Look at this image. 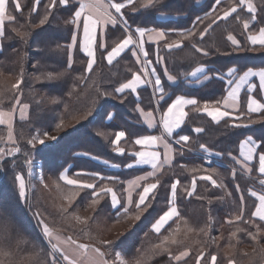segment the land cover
Here are the masks:
<instances>
[{
    "label": "trees",
    "instance_id": "obj_1",
    "mask_svg": "<svg viewBox=\"0 0 264 264\" xmlns=\"http://www.w3.org/2000/svg\"><path fill=\"white\" fill-rule=\"evenodd\" d=\"M19 1L22 7L14 15L15 20L5 23L4 30L7 38L1 40L0 51V73L3 74L0 76V86L8 88L15 83L21 71L24 74L21 84V102L29 105V118L26 122L14 124V137L17 140V145L21 146L19 140L23 139L20 137V133L23 132L22 128L35 131L38 135H42L45 131L52 135H58L59 138L53 144H45L30 151L40 161L39 168L42 178L48 185L47 188L42 185L43 192L48 194L57 211H60V205L67 207V204L62 200V195L66 194L70 187L59 182L61 190L58 191L53 181L58 180L60 172L69 164H72V169H87L91 172H102L100 170H103V172L112 173L117 179L115 190L123 197L124 182L135 171L123 169L131 161V157L116 155L111 141L117 130H124L132 139L141 134L143 127L135 125L139 120L137 115L131 112L134 104L132 95L125 93L117 96L114 90L121 83L129 80L132 69L135 67L132 58L127 55L112 66H106L102 60H98L94 70L88 75L85 71L86 60L75 49L73 62L68 68L67 45L72 34V27L66 21L70 19L74 6L57 7L45 25L35 28L37 20L43 16L42 12L41 15L30 12L33 0ZM233 2L238 3V0H233ZM253 2L257 7L258 14L256 26L251 29L255 31L264 24V2L262 0H253ZM214 3L215 0H157L154 6L142 8L137 0L134 5L135 11H133V6L122 11L125 13V18L131 29L142 27L173 30L168 34L166 41L170 42L169 36L176 40L179 39L177 33L192 30L197 17L203 21L197 25V31L202 30L210 23L208 19H205V14L210 12ZM227 6H229L228 0H223L219 7ZM237 14L242 19L250 16L249 13L239 8L237 13H234L227 21L221 20L214 24L203 39L199 35H195L190 39L183 40L180 49L171 51L165 49L166 42L160 44V54L164 58V65L168 72L181 81L195 66L202 64L213 66L219 71L235 67L238 70L237 76L248 68H264V50H234V46L227 39V36L232 34L243 48L252 47L248 44V33L244 32L242 21L238 22L235 19ZM163 16L172 18L161 20L160 17ZM21 25L24 26L22 31L30 33L25 40H22L13 31V28H20ZM193 43L207 51L209 55L204 56L202 53H197L192 47ZM256 47L259 48V46ZM57 74L62 75L58 79L47 78L48 75L55 77ZM11 79H14L13 83H10ZM221 87L220 83L212 80L205 88L189 89L187 94L193 95L200 102V106L204 103L216 104L215 102L220 101L223 96ZM181 90V86L170 90L171 95L167 101L176 93L182 92ZM105 91L113 93V95H102ZM53 99L57 102L53 103ZM243 99L242 97L241 107L244 105ZM192 108L187 109L188 116L178 132L190 136L188 143L190 151L177 149L172 167H166L159 174L161 186L158 188L156 198L143 213L140 221H136L134 224L129 221L114 225L115 212L110 208L108 197L101 200L94 211L88 207V202L91 199L90 194L84 192L77 197L68 212L78 214L82 218L91 217V219L85 224L83 231L77 232L60 228L59 232L65 236L71 235L73 239L78 238L80 243H93L91 239L85 238V232H89L97 238H101L102 233L120 232L110 239L115 241V250L120 251L127 261H134L143 255V264H175L174 261L169 260L167 253H160L158 249L153 250L152 246L159 243L163 235H167L169 231L175 229L177 223L183 226L186 220L190 226L199 229L208 224L209 216H211L212 223L211 228L208 229V237L192 233L183 245L173 246L172 253L178 254L179 251L187 247L191 250L190 255L186 258L187 264H196L198 249L202 247L205 256L217 255L218 264H227L228 258H233L236 264H262L260 248L264 247V233L258 238L259 244L254 243L245 231L238 232L237 238L231 239L230 233L236 227L251 232H255L256 228L251 224H244L242 221H237L233 225L226 221L238 214L241 195L244 197V218L254 219L251 217V212L255 209L256 200L255 197L249 195V190H255L258 193L264 191V186L259 183L260 177L257 171L244 174L233 159V157L240 159L239 143L245 137L251 136L258 143H264V114L256 113L242 117L240 124L247 126L235 127L231 124L230 119H224L219 124L213 123L204 115L193 111ZM89 109H92V115L86 119L83 118ZM241 111L244 110L240 109ZM112 113L114 116L109 120L107 117ZM61 120H64L68 127L62 132L56 133L55 126ZM250 120L255 122L249 123ZM196 127H202L204 131L195 134L193 128ZM0 130L3 131L2 128ZM98 132L103 135H97ZM25 139H29V137H25ZM23 141L24 149L29 151L31 148H28L27 141ZM200 144H204L211 154L202 150ZM181 152H183L182 155ZM83 153L89 155H83ZM198 154L210 156L222 163L223 166L207 165ZM93 156L118 165L120 169L117 171L104 169L97 160L92 159ZM24 158L23 155H18L5 156L2 160L0 159V206L14 198L12 191L9 193L5 181L13 176L15 182V175L21 170H26ZM17 161L18 163H15ZM253 163L257 164V161ZM234 167L236 168L235 177L232 175ZM193 168H199L200 171H189ZM206 168L211 170L207 174L222 182L223 187H213L209 181L197 179L195 192L191 197H188L186 191L181 189L191 188L193 176L198 177L205 174L203 170ZM176 180L180 181L176 203L181 218L175 223L171 221L158 236L151 231V225L168 207L170 185ZM14 182V189L17 191L18 187L16 188L17 185ZM25 183V210L23 208L25 218L21 215L10 217L9 212L12 209L16 210L14 205L13 208L11 205L0 207V250L15 251L23 258L27 257L28 253L24 249V243H33L36 251L47 250L48 247L37 218L29 206L32 203L31 198L33 200L37 198V193L35 189L31 188V185H28V180H25ZM237 185L241 189L240 192L236 191ZM18 194L19 189L17 196L19 209H21ZM5 208L8 209V214L4 217ZM132 210H135L134 207ZM66 220L68 223L70 222V218ZM25 223L29 224L28 230H24ZM257 223L263 222L257 221ZM5 225L8 229L7 232L4 230ZM75 225L76 222L72 219L70 226ZM213 237L221 238L213 243ZM179 238L183 239V236ZM197 240L201 243H194ZM229 242L236 245L235 249L227 248ZM10 257L12 256L3 259L7 260ZM40 258L46 264L44 252H41ZM201 264H208V260L202 261Z\"/></svg>",
    "mask_w": 264,
    "mask_h": 264
},
{
    "label": "snow or ice",
    "instance_id": "obj_2",
    "mask_svg": "<svg viewBox=\"0 0 264 264\" xmlns=\"http://www.w3.org/2000/svg\"><path fill=\"white\" fill-rule=\"evenodd\" d=\"M15 3V9L17 12L21 10L22 5L18 0H12ZM137 0H48L44 5L45 13L42 18L39 20V25H44L48 22L49 17L52 15L53 10L57 7H73L74 11L66 23H70L76 27L77 30L82 28V37L77 33H73L72 42L69 45V67H71L72 61V49L78 47L79 51L87 57V66L85 71L91 72L94 69V65L97 63V52H100V55L103 59L107 61L109 65L113 63L126 49L132 51V55L136 57L137 64H141L139 72L134 71L132 73L131 79L126 82L121 83L118 87L115 88L114 93L117 96H121L130 91L132 94H136L138 88L142 85H149L153 88L154 93L159 94V99L162 101L165 98V89L162 86L161 77L157 75L155 69L148 71V68L151 66V60L148 59V52L144 48V37L148 35L150 40H153L157 44L159 41H163L168 36V33L164 31H158L156 29L142 28L137 27L134 31L130 28L128 21L125 18V13L123 9L133 6V11H135V3ZM157 0H139L140 7L148 8L154 6ZM223 0H215L214 5L210 12L205 14V19H208V23L202 30L197 31V25L203 23L201 18L197 17V20L194 22V27L192 30H186L184 32L177 33L179 39L171 40L166 42L164 47L171 51L173 49H180L182 47V41L190 39L195 35H199L201 39L205 37L208 31L212 28L214 24H217L218 21H227L234 13H237V9L240 8L250 14L249 18L242 19V17L237 14L235 19L238 22L242 21V26L244 32L248 33L247 41L252 46L250 48H243L239 41L232 35L229 34L227 39L234 46V50L239 51H257L264 50V24L260 26L257 30L252 31L256 26L258 20L257 7L254 4L253 0H238V3L233 2V0H228L227 7H219L222 4ZM264 2V0H262ZM41 3V0H34V3L31 6L30 12L36 13L37 6ZM15 20V17L8 11L6 6V0H0V40H3L6 37L4 26L5 22H11ZM111 25L113 28L119 26L123 29L125 35L111 48L110 51H107L106 55L102 51L105 49V28ZM31 26V25H30ZM24 26L21 25L20 28H13V31L19 36L22 40H25L30 34L27 31H22L21 29ZM99 30V37L97 35ZM134 46V47H133ZM256 46H259L257 48ZM192 47L197 53H202L204 56L209 55L207 51L202 49L193 43ZM135 49H138L137 52ZM143 54L145 57L142 62L139 59V55ZM157 63H163L164 58L160 56L159 51L156 53ZM238 70L236 68H229L227 75L235 77ZM140 73L144 75L141 76ZM3 74L0 73V76ZM23 71L16 78L15 83L11 84L10 87L4 88L0 87V105H3L5 99H11L14 101L11 108L8 110L0 107V125H5L7 127V138L4 139L5 144L12 145V147L0 148V159H3L5 156H15L21 151L17 146V140L13 134V118L14 114L19 107L21 119H27L26 109L28 105L21 103V84L23 83ZM62 74H57L55 77L48 75V79H58ZM164 75L167 77L169 82H175V77L171 75L167 69H165ZM190 77L199 79L200 76H203L204 79H207L205 74L204 67H196L194 70L188 73ZM252 78L258 79V88L261 94H264V68L259 70H253L248 68L243 72L242 75L238 76V79L229 80L227 83L229 85V90L227 95L223 97L222 101H216V104H221L224 110H221L219 107H212L209 103H204L203 106H200V102L197 99L186 98L183 95H177L175 99L172 100L170 104H167L166 109H156L155 112L159 114V124L162 127V132L160 135H143L134 140V145L139 146L138 150L131 151L129 154L135 157L133 163H129L126 166L132 168L134 166L147 165L151 168L150 172H147L145 175L136 177L134 180L128 181L127 186L123 188L124 196L122 197L115 190V183L117 182L116 177L114 176H102L99 173L95 172H76L72 178L69 177L68 170L65 169L60 173L58 180L53 181V184L58 191L61 190L60 183L63 182L64 185L71 186L66 194L62 195V200L67 204V207L60 205V211L65 215V219H74L77 224H86L89 218H82L78 214L69 213V208L72 207L73 203L81 195V193L88 192L91 196L90 201L88 202V207H91L94 211L96 206L100 204L101 200H104L106 197H110L111 207L115 210V216L113 219V224H120L122 222L131 221L133 224L136 221L141 220V216L147 209L151 206L152 201L156 198V193L158 188L161 186L159 179V174H161L164 169L171 168L174 160L175 153L177 149L173 147V143L181 144V148L187 147L190 136L185 134H179L176 132L177 129H180L181 126L185 123L188 112L185 109L188 106H193L192 110L196 112H203L214 123L219 124L226 116H229L230 113L227 109L231 108L233 111H238L241 105L240 91L242 88L247 86V112L251 113H261L264 114V102H258V100L252 95L256 90L257 85L251 82ZM39 79V77H37ZM99 91V90H98ZM7 92L13 93L12 96H6ZM104 96H111L113 93L103 92ZM53 103L57 101L53 99ZM159 103V101H157ZM136 111L140 113L141 118L144 123L148 126L149 129H154L157 126V121L155 119V114L153 111L145 112L139 105L136 108ZM92 115V109H89L83 116L87 118ZM109 120L112 119L111 114L107 117ZM75 119V118H74ZM255 121H249V123H254ZM235 127L247 126L235 124ZM68 124L64 120H61L56 124L54 131L56 133L62 132ZM193 131L197 134L204 131L202 127H196ZM177 135V139L173 142L171 138L173 134ZM97 135H103V133L98 132ZM125 137L124 131H119L115 133V139L111 143L115 146L114 151L117 154L123 155L125 153V148L119 146V142ZM58 135H52L49 132L45 131L42 135L31 136L28 139L27 143L32 148H35L37 144L45 145L46 141H56ZM163 149V152L160 149ZM200 148L205 152H209V149L204 145L200 144ZM183 152H181V155ZM30 155V154H26ZM83 155H89L88 153H83ZM239 155L240 159L233 157L235 164L240 167L244 174H251L254 170L259 173V183L264 186V143H257V141L249 136L248 138L240 141L239 143ZM92 159H96L95 156ZM258 159V166L254 164L253 161ZM33 161L32 159H27L25 164L31 168ZM105 164L108 161H104ZM112 167H117L118 165H111ZM183 167V165H181ZM191 172H199V168L190 169ZM210 169H204L205 174H201L198 177L193 176L191 181V188H182V191H186L187 196L191 197L196 189L197 179L203 181H209L213 187H223L222 182L217 181L213 178L212 175L207 174ZM236 168L232 169V175L235 177ZM31 175V172H29ZM15 182L19 189L20 199L26 198V183L24 177L17 173L15 175ZM41 184L44 187H48L47 184L41 180ZM179 180L172 182L170 185L171 194L168 198V207L163 214L159 215L158 219L151 225V231L156 233L158 236L161 235L162 229H165L166 225H169V222H176L181 218V214L177 207V191ZM237 192H240L241 189L239 185L236 188ZM249 195L255 197L257 201L255 205V210L251 212L252 220L244 218V197H240V208L238 214H235L231 219L227 220L226 223L233 225L237 221H242L244 224H251L256 228L255 232H251L247 229L241 227H236L234 231L230 233L231 239L237 238V233L241 231L247 232V235L253 240L254 243L259 244V237L264 233V191L256 192L255 190H249ZM138 197V198H137ZM134 207V211L132 210ZM40 227L42 229V235L47 242V250L40 249L39 251H34L29 254V256L22 258L21 261H13L11 259H0V264H45V261L40 259L41 252H44L46 257V264H143V255L136 258L134 261H127L125 256L122 255L120 251H116L114 248L115 241L110 239L97 238L92 236L89 232H85L84 236L86 239H91L93 243H80L79 239H73L69 235L66 239L61 238L57 233L61 229H56L49 226L45 221L40 220ZM212 217L209 216L208 224L205 227L199 229L194 228L188 224L185 220L183 226L179 223L176 224L175 229H172L168 232L167 235H163L160 239V242L154 244L153 250L158 249L160 253H167L169 260L174 261L175 264H187L186 258L190 255V249L185 247L182 251H179L178 254H173L171 248L173 246L183 245L184 242L189 238V235L195 233L197 236L203 234L205 237H208L209 231L211 228ZM131 227V225H130ZM5 232L8 231L7 226L5 225ZM123 235V233H121ZM183 236V239L179 237ZM221 237H213L212 242L215 243L217 239ZM239 242V241H238ZM19 245V241L17 242ZM194 243L200 244L199 240ZM236 245L229 242L227 248L229 250L235 249ZM139 252V249L137 250ZM255 251V249H254ZM10 252H5L0 250V257H9ZM260 255L262 264H264V247L260 248ZM210 257V258H209ZM208 260V264H218V258L216 254H209L205 256L204 249L201 247L198 249V255L196 256V264H201L202 261ZM227 264H236V261L233 258L227 259Z\"/></svg>",
    "mask_w": 264,
    "mask_h": 264
},
{
    "label": "crops",
    "instance_id": "obj_3",
    "mask_svg": "<svg viewBox=\"0 0 264 264\" xmlns=\"http://www.w3.org/2000/svg\"><path fill=\"white\" fill-rule=\"evenodd\" d=\"M18 2L20 3V1L18 0ZM48 2V0H41V3L37 6V12H36V14H40L41 15V12H42V15H44L43 13H45V8H44V5L46 4ZM33 3H34V0H33ZM6 6H7V8H8V11L14 16L15 14H16V9H15V3L14 2H12V0H6ZM239 9V8H238ZM237 9V10H238ZM211 11V10H210ZM161 18V20H166V19H170V18H172V17H168V16H163V17H160ZM39 20H40V18L37 20L38 22L35 24V28L36 27H41V26H43V25H39ZM6 22H8V21H6ZM5 22V23H6ZM12 22V21H11ZM46 24V23H45ZM44 24V25H45ZM71 27H72V34H71V36H70V40H69V44L67 45V48H68V64H67V67L69 68V45L71 44V42H72V35H73V33L75 32V33H77L79 36H81L82 37V28H80L79 30H77L76 29V27L74 26V25H72L71 24ZM136 28H134V29H132L133 31L135 30ZM149 29H156V30H158V31H164V32H166V33H168V34H170L173 30H169V29H165V28H149ZM105 33H106V35H105V38H104V43H105V49H103L102 51L104 52V54L106 55V53H107V51H110L111 50V48L112 47H114L115 46V44L119 41V39H121L122 38V36L123 35H125L124 33H123V29L122 28H120L119 26H116L115 28H113L111 25H108L106 28H105ZM97 35H98V37H99V30H98V33H97ZM248 35V34H247ZM169 38H171V40H174V39H172L173 37H170L169 36ZM168 40V36L166 37V39L165 40H163V41H159V44H157L156 42H154L153 40H150L149 39V37H148V35H146L145 37H144V41H145V43H144V48H145V51H147L148 52V59H150L151 60V66L148 68V71L150 72V71H152L153 69H155L156 70V72H157V75H159L160 77H161V82H162V86L164 87V89H165V93H166V95H165V98H164V100H160L159 99V94L158 93H154L153 92V88L151 87V86H149V85H147V84H145V85H142L140 88H138V90H137V93L136 94H132V93H130V91H126V93H130L131 95H132V99H133V101H134V104H133V106H132V109H131V112L132 113H134V114H136L137 115V117H138V120H139V122H137V123H135V125H142V127H143V129H142V131H141V134L140 135H137V136H135V137H133L132 139L131 138H129L128 137V134H127V132H125L124 130H117L116 131V133L117 132H119V131H124L125 132V137H124V139L123 140H121L120 142H119V146H121V147H124L125 148V153L123 154V155H127L128 157H131V161L130 162H128L127 164H129V163H133L134 162V160H135V157L134 156H131L129 153L131 152V151H134V150H138L139 149V146H136V145H134V140L135 139H137V138H139V137H141V136H143V135H148V134H152V135H160L161 134V132H162V127L160 126V124H159V114L158 113H156L155 112V110L156 109H166V107H167V104H170L171 102H172V100L173 99H175V97L177 96V95H183L184 97H186V98H192V99H196L193 95H191V94H187V90H189V89H203V88H205L208 84H210V81H212V80H216L218 83H220L221 85H222V87H221V89H222V92H223V96H222V98L220 99V101H222L223 100V97H225L226 95H227V91L229 90V85H228V81L229 80H234V79H238V76L236 75L235 77H233V76H228L227 75V72H228V70H229V68H227L226 70H223V71H219L218 69H216L215 67H213V66H209V65H204V64H202V65H197V66H195L192 70H194L196 67H200V66H202V67H204V69H205V74L207 75V79H204V77L203 76H200L199 77V79H197V78H193V77H190L188 74L184 77V78H182V80L181 81H179L176 77V79H175V82H169L168 80H167V77L164 75V72H165V65H164V62L163 63H157L156 61H157V55H156V53H157V51H159V54H160V47H161V45L160 44H162V43H164V42H166ZM231 43V42H230ZM249 44V43H248ZM250 45V44H249ZM251 46V45H250ZM134 47V46H133ZM75 49H77L78 51H79V49H78V47L77 48H75ZM75 49H72V61H71V64H72V62H73V52H74V50ZM166 49V48H165ZM0 50H1V47H0ZM137 52H139V50L138 49H135ZM167 50V49H166ZM174 50V49H173ZM80 52V51H79ZM82 55H83V53L82 52H80ZM127 55H129L131 58H132V60H133V62H134V64H135V67L132 69V72H131V76H132V73L134 72V71H136V72H139V69L141 68V64H137V62H136V57H134L133 55H132V51L131 50H129V49H126L125 50V52L124 53H122L121 54V56L120 57H118L115 61H113V63L111 64V65H109L108 63H107V61L105 60V59H103L102 57H101V55H100V52H97V61L98 60H102L104 63H105V65L106 66H112V65H114V64H116V63H118L119 61H121L125 56H127ZM142 56H143V54H141ZM84 56V55H83ZM160 56H161V54H160ZM144 57V56H143ZM84 58H85V60H86V66H87V57H85L84 56ZM145 58V57H144ZM139 59L141 60V58H140V55H139ZM97 64V63H96ZM95 64V65H96ZM95 65H94V67H95ZM86 66H85V69H86ZM230 68H235V67H230ZM259 69H261V68H259ZM259 69H253V70H259ZM94 70V69H93ZM191 70V71H192ZM190 71V72H191ZM246 71V70H245ZM92 73V71L91 72H86V74H91ZM141 74V76H143L144 74L143 73H140ZM243 73H241L240 75H242ZM131 76H130V78L129 79H131ZM251 82L253 83V84H256L257 85V88H256V90L252 93V95L258 100V102H264V94H261L260 92H259V88H258V79L257 78H252V80H251ZM181 86V88H182V92H178V93H176L174 96H172L171 98H170V100H168L167 101V99H168V97H170V95H171V93L169 92L170 90H172V89H176V88H178V87H180ZM247 95H248V92H247V86H245L244 88H242L241 89V91H240V99H241V104H242V97L244 98L243 99V102H244V105H243V107H241V105H240V108H239V110L238 111H233L231 108H229V109H227V111L230 113V115L229 116H226L224 119H230L231 120V124L232 125H235V124H240V119L242 118V117H245V116H248V115H250L248 112H247ZM157 101H159V103H157ZM22 104H26V105H28L27 103H23V102H21ZM140 106L145 112H149V111H153L154 112V114H155V119H156V121H157V126H156V128H154V129H149L148 128V126L144 123V121H143V119L141 118V116H140V113L139 112H137L136 111V108H137V106ZM212 107H219L221 110H224L223 109V107H222V103L221 104H210ZM203 106V105H202ZM201 106V107H202ZM193 106H188L186 109H185V111L187 112V109H189V108H192ZM11 108V107H10ZM10 108H8V109H10ZM8 109H5V110H8ZM240 109L241 110H244L243 112L241 111L240 112ZM200 114H202V115H204L205 117H207L210 121H212L211 120V118L210 117H208L205 113H203V112H199ZM251 114H256V113H251ZM26 115H27V119H21V117H20V111H19V107L17 108V111L15 112V114H14V118H13V134H14V124L16 123V122H21V123H23V122H26L27 120H28V118H29V105H28V108L26 109ZM111 116H112V118H113V113L111 114ZM223 119V120H224ZM222 121V120H221ZM220 121V122H221ZM213 122V121H212ZM214 123V122H213ZM240 125H242V124H240ZM183 126V125H182ZM181 126V127H182ZM0 128H2L3 129V132H4V134H5V136H4V138L6 139L7 138V132H8V130H7V127L5 126V125H0ZM181 129V128H180ZM180 129H177L176 130V132L178 133L179 132V130ZM194 129V128H193ZM194 132V131H193ZM195 133V132H194ZM195 134H197V133H195ZM178 137H177V135L174 133L173 134V137L171 138V140L174 142L175 141V139H177ZM246 138H248V137H245L244 139H246ZM114 139H115V135H114ZM113 139V140H114ZM129 139H131L129 142H128V140ZM244 139H242V140H244ZM241 140V141H242ZM126 141H127V143H126ZM258 143V142H257ZM4 144H5V142H4ZM181 144H183V142H181ZM181 144H175V143H173V147L175 148V149H179L180 151H190V149L188 148V146L187 147H184V148H181ZM113 145V144H112ZM125 145V146H124ZM5 146H6V148L7 147H12V145H8V144H5ZM114 146V145H113ZM115 147V146H114ZM160 151L161 152H163V149L161 148L160 149ZM114 153L116 154V155H118V156H123V155H120V154H117L115 151H114ZM239 157H240V155H239ZM241 158V157H240ZM174 161V160H173ZM254 161H257V166H258V159L257 160H254ZM253 161V162H254ZM98 163L99 164H101V166L104 168V169H110V170H113V171H117V170H119L120 169V167L119 166H117V167H112L110 164H105L104 163V161H101V160H98ZM126 164V165H127ZM124 166L123 167V169L124 170H133V171H135V173L133 174V175H131L127 180H125V182H124V186H123V188L124 187H126L127 186V182L128 181H131V180H134L136 177H138V176H141V175H145L147 172H150L151 171V168L149 167V166H147V165H140V166H134V167H132V168H128L127 166ZM258 173V172H257ZM259 174V173H258ZM70 177V176H69ZM170 194H171V189H170ZM125 195V194H124ZM123 195V196H124ZM169 197H170V195H169ZM138 198V197H137ZM108 200H109V204H110V208H111V210L113 211V212H115V210L114 209H112V207H111V202H110V197H108ZM256 203H257V201H256ZM166 210H167V208H166ZM165 210V211H166ZM255 210V209H254ZM163 214V213H162ZM158 219V218H157ZM155 222V221H154ZM153 222V223H154ZM171 222V221H170ZM169 222V223H170ZM152 223V224H153ZM264 223V222H263ZM167 226V225H166ZM165 226V227H166ZM163 230V229H162ZM156 234V233H155Z\"/></svg>",
    "mask_w": 264,
    "mask_h": 264
},
{
    "label": "rangeland",
    "instance_id": "obj_4",
    "mask_svg": "<svg viewBox=\"0 0 264 264\" xmlns=\"http://www.w3.org/2000/svg\"><path fill=\"white\" fill-rule=\"evenodd\" d=\"M0 47H1V40H0ZM13 82H14V79H11L10 83H13ZM0 87H4V86H0ZM4 88H6V87H4ZM5 95L6 96H12L13 93L7 92ZM12 103H14L13 100L5 99L3 105H0V107H2V108L10 107L12 105ZM22 130H23V132L20 133V137L23 138V139L19 140L21 146L17 145L21 149V151L19 153H17L15 156L23 155L25 157L24 158L25 161L27 159H32V161H33L30 169L26 165V170L27 171L26 170H21L19 172V174H21L24 177L25 180H28V185H31V188L35 189V191L37 193V198L36 199L34 198V200L31 198V202L32 203L29 206H30V209L32 210V212L35 214V216L37 218L39 227H40L39 221L43 220L49 226H51L53 228H56V229L65 228V229H69L71 231H77V232L83 231V228L85 227V224H77L76 223L75 226H70V223H71L72 219H70V222L68 223V221L64 218L66 214H62L60 211H57L55 204L50 201V198L48 197V194L46 192H43L41 180L44 181V178H42L43 176H42L40 168H39L40 161L38 160V158H36V156L34 157V155H32V153H30V151H32L33 149L39 148V147H41L43 145L37 144L35 148H32L28 144V148H31V149L29 151L25 150L24 149L25 143H24L23 140L28 141V139H25V137L31 138V136H35V135H38V134L35 131L33 132V131L28 130L27 128H22ZM0 137L4 138V132L2 130H0ZM4 139H0V148H6V146L4 145ZM53 142L54 141H46L45 144H53ZM26 154H30V155H26ZM37 154H39V153L37 152ZM6 157H12V156H6ZM206 157H208V158H210L212 160L211 162H209L208 160H206L204 158V162L207 165L217 164V165H222L223 166L222 163L216 161L215 159H212L210 156H206ZM93 160L94 161L95 160L98 161L99 159L96 158V159H93ZM101 161H103V160H101ZM15 163H18V161L15 162ZM108 164L113 165L110 162H108ZM65 169L68 170V174H69L70 178H72L76 172H91V171H89L87 169H79V170L78 169H72V164L67 165L61 172H63ZM100 171H102V172H95V173H99L102 176H114L112 173L110 174V173H107V172H103V170H100ZM29 172H31V175H29ZM12 175H13V173H12ZM13 180H14L13 176H10L7 179V181H5V182H7V187L9 188V193H11V191H12V195L14 196V198L13 199L11 198V200L7 201L6 204L3 203L0 207H2V206L3 207H8V205H11V208H13V205H14L16 210H14V209L11 210V208H9V210H11V212H9L10 217L13 218L14 215H21L22 217L25 218L24 211H23V208L25 210L24 199L23 200L20 199L21 209H19V198L17 196L18 189H17V191L14 189V185H13L14 181ZM61 183L63 184L62 181H61ZM14 184H15V182H14ZM65 186L71 187V186H68V185H65ZM16 188H17V186H16ZM4 213H5L4 214V217H5V215L8 214V209L7 208L4 209ZM11 227H13L12 224H11ZM28 228H29V224L25 223L24 230H28ZM40 229H41V227H40ZM119 233L120 232L117 233L116 231L115 232L111 231L109 233H102L101 238L110 239V238L118 235ZM57 234L61 238H64V239H66L68 237V236L63 235L60 232H58ZM99 238L100 237H98V239ZM31 241H35V240H31ZM23 245L25 246L24 249H26L28 251V253L26 254L27 256H29L30 253L36 251V249L34 248V244L33 243H24ZM10 253H11L10 256H12V257H10L9 259H11L13 261H21L22 258H23V257H21V255L19 253H16L15 251H10ZM3 258L4 257H0V259H3Z\"/></svg>",
    "mask_w": 264,
    "mask_h": 264
},
{
    "label": "built area",
    "instance_id": "obj_5",
    "mask_svg": "<svg viewBox=\"0 0 264 264\" xmlns=\"http://www.w3.org/2000/svg\"><path fill=\"white\" fill-rule=\"evenodd\" d=\"M140 58H141V61L143 62L144 61V57L140 54ZM199 156H201L203 159L205 158L206 160H208L209 162H211L212 160L208 157H206L205 155H201V154H198Z\"/></svg>",
    "mask_w": 264,
    "mask_h": 264
}]
</instances>
